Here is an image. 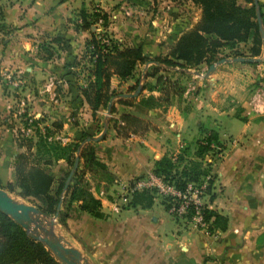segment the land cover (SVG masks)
I'll use <instances>...</instances> for the list:
<instances>
[{"label": "crops", "instance_id": "obj_1", "mask_svg": "<svg viewBox=\"0 0 264 264\" xmlns=\"http://www.w3.org/2000/svg\"><path fill=\"white\" fill-rule=\"evenodd\" d=\"M237 3L249 7L245 0ZM258 3L264 28V0ZM125 6L131 4L126 0H0V68L11 71L22 84L13 90L0 80L3 185L13 182L14 160L25 152L26 140L32 142L31 152L35 153L37 128L26 140L16 135L34 116H41L37 127L43 132H38L43 137L50 134L48 139L59 136L73 143L82 132L91 138L100 135L105 114L99 109L93 115L81 94L91 77L85 46L93 33L106 34L122 46H141L147 56H166L180 35L200 19V9L188 0H145L143 5L133 6L144 12L137 17L139 23L123 16L121 8ZM81 11L107 15V25L103 27L98 22L91 26V31L77 29ZM250 45L248 42L238 48L245 51ZM146 66L149 71L151 64L139 66L138 70L142 73ZM207 70L205 65V73ZM158 73L175 79L195 78L192 70L178 68L160 67ZM135 77L120 81L113 76L111 89L129 93ZM52 79L54 84L49 86ZM199 81L197 87L204 85L200 93L193 95L187 87L183 94L191 102L189 107L177 103L172 93L167 105L141 107L140 98L160 96L154 90H143L136 99H123L135 100L131 105L114 103L115 113L110 117L113 121L109 122L105 137L97 143H87L93 145L111 182L100 175L93 177L87 173L84 177L106 185L101 190L98 185L97 190L89 186L95 198L100 191L107 196L109 186L128 188L136 178L151 173L156 161L178 155L185 148L192 150L193 155L199 140L214 135L216 144L211 145L203 160L214 175V199L207 200L209 210L226 219L225 229L215 226L209 233L185 224L184 230L180 227L169 233H156L157 225L149 229L143 224H130L128 218L111 220L104 208L112 212L115 202L104 198L101 212L105 220L89 219L87 223L95 229L87 239L79 231L75 234L79 243L97 249L87 257L91 264H264V115L247 114L251 93L264 86V60L253 64L229 61ZM153 82L151 77L144 81L150 85ZM122 87L125 89L119 90ZM20 112L22 117L17 116ZM122 115L135 116L147 126L135 130L121 121ZM81 164L79 161L80 167ZM66 167L61 160L49 170L59 177ZM146 222L150 223V218Z\"/></svg>", "mask_w": 264, "mask_h": 264}, {"label": "trees", "instance_id": "obj_2", "mask_svg": "<svg viewBox=\"0 0 264 264\" xmlns=\"http://www.w3.org/2000/svg\"><path fill=\"white\" fill-rule=\"evenodd\" d=\"M131 7L141 6L145 0H126ZM155 3L157 0H149ZM200 9V19L190 30L182 33L166 56H147L139 47L122 46L113 41L106 34H92L85 46V57L91 66L90 79L81 90V94L94 113L106 110L109 101L120 95L121 92L111 89L110 81L116 76L120 81L133 78L139 66L151 64L146 77L155 80L154 85L145 83L143 90L157 91L160 96L140 98L138 104L145 109H153L167 105L168 92L159 87L162 83H168L166 79L157 76L160 67L167 69L178 68L181 70L198 69L201 65L209 66L221 59L232 56L258 58L262 54L263 41L258 31L253 0H245L249 7H243L237 0H188ZM80 23L77 29L91 31V26L98 22L101 26L107 25V15L100 12L88 14L85 11L79 13ZM107 39L109 46H105L102 40ZM250 42V47L239 50L240 44ZM47 51L44 46H41ZM227 53H223V50ZM49 56L52 53H48ZM136 78L134 85L128 92H133L138 85ZM135 100H119V104L131 105ZM162 103V104H161ZM115 113L112 107L111 115ZM121 121L127 126L138 130L147 125L132 115H122ZM113 120L110 119L109 122ZM40 119L34 121L37 127ZM26 127V126H25ZM50 134L44 137L36 131L37 142L34 143L35 153L31 152L33 144L26 140V150L18 154L14 160V180L12 183L2 185L0 189L7 193L18 190V196L25 199L30 205L42 211L46 217H52L60 201L65 181L69 175L67 169L60 171V178L51 173L49 167L63 160L67 167H73L76 154L79 152L81 167L73 175L63 195L58 213V224L67 228V220L87 219L104 221L105 216L101 212V201L96 199L90 191V187L84 180L89 173L93 177L101 176L107 183L111 182L106 167L100 163L95 155L92 144H84L86 133H80L78 141L65 145L48 140ZM216 144L214 135L204 137L197 142L195 151L190 157L187 148L178 155L166 156L154 163L152 173L163 178L169 184L182 189L187 183L198 184L209 177L207 194L209 201L214 199L211 193L214 175L209 164H204L205 155L211 151V145ZM175 157V158H174ZM139 178H136L137 180ZM57 186L54 188V184ZM98 188H96L97 190ZM153 192L143 191L132 195L129 207L136 209H150L154 203ZM165 209L167 207L165 205ZM205 222L208 223L207 231L212 233L215 226L220 230L225 229L226 219L211 211H204ZM0 264H58L52 255L42 244L29 238L26 233L4 214L0 213Z\"/></svg>", "mask_w": 264, "mask_h": 264}, {"label": "rangeland", "instance_id": "obj_3", "mask_svg": "<svg viewBox=\"0 0 264 264\" xmlns=\"http://www.w3.org/2000/svg\"><path fill=\"white\" fill-rule=\"evenodd\" d=\"M134 17L135 18L132 20L134 22L139 23L137 16H134ZM192 71L199 73V75H201V76H195L194 79H191V77H189V76L188 77L179 76L178 79H175L169 74H166L167 76H164V75L161 76V75H159V73L157 74V76H161V77H163V79H166L168 81V83H165V84L162 83V85H159L160 88L165 89V91L168 92V96H167L168 102H169L170 94L172 93V94H174L173 96H176V98L178 99L177 103H180L182 105H186V107H189V104L191 102L187 101V98H184V96H183L186 88L189 87V89H191V94H193V95H196V94L201 92L204 85L201 87H197L196 83L201 82V81H199V78H201V79L204 78L202 75L205 74V65H201L198 69H194ZM1 74L12 75L11 71H7V69L5 70V69L0 68V80H3V77L1 76ZM135 75H136V77L131 82L132 84H130V85H134L136 78L140 79L141 71L137 70ZM13 76L15 79H17L15 74H13L12 77ZM52 81L54 84L53 79H52ZM48 84H50V82H48ZM21 85L22 84L19 85V88L21 87ZM124 89H125V87H122L119 90L123 91ZM174 100H175V98H174ZM22 113L23 112H20V115H17V116L23 115ZM102 113H104L106 115V110H102ZM24 115L26 116L25 113H24ZM21 117H19V118H21ZM23 118H26V117H23ZM21 122L23 123L22 119H21ZM101 129L102 128H100V130ZM194 130L196 133L197 128L195 127ZM195 133H193V135ZM16 135H18L21 139L25 138V136H22V133L20 131L18 133H16ZM192 136H190L191 139L188 138L189 142L192 141ZM26 139L27 138H25V140ZM190 146H192V144H190ZM194 150H195V148H194ZM194 150H193V152H194ZM180 151H182V150H179V152ZM172 154H174V153L172 152ZM189 155L190 156L192 155V150H189ZM79 168L80 167L78 165L77 170ZM66 169H67V171L70 172L72 170V167H66ZM77 170H76V172H77ZM87 177H89V176H87ZM84 180L86 181L88 186H92L94 188H97L96 185H98L100 190H101V188L106 189L105 184L100 185L99 182L97 184H95L96 182L92 181L90 178H89V180H88V178H84ZM56 186H57V184L55 183L54 188ZM107 190H108V195L104 196V198H108V199H111V201H114L115 206H117L118 211H120L119 213H116L114 211L111 212V210L105 206L104 211L107 214V216L110 217L111 220L121 219L124 221L128 218L130 224H133L134 226H136V225L140 226L141 224H143V225H145V228H149V229L152 228L153 226L157 225L158 227L156 228V233L163 232V230H165L166 233H169V232L177 230V228H180V227L182 230H184L183 228L185 226H187V225H185L186 222H184L182 220L177 221L172 215H170L167 212V210L165 209V199L163 197L155 194V193H153L154 198H155L154 203H153L152 207L149 210H147V212L145 213L144 211L137 212L139 209L132 210L129 207V203L132 199L133 194L127 188L119 189V188H113L112 186H109ZM17 193H18V190H15L14 192H11L8 194L19 202L29 204L25 199H22L21 197H19ZM61 197L63 198V196H61ZM143 217H145L146 219L150 218L151 222L147 223L146 219H144ZM85 219L86 218H83L82 220H79V221L78 220L73 221V220L69 219V220H67V228L59 225L58 221L56 220L55 231L57 233H59L60 235H62L72 246L78 248L81 251V253L83 254V256L85 258H87V257H89L91 252H95V251H97V249L96 248L88 249L89 247L82 245L81 243H79L80 239L79 240L77 239L78 237L76 236L77 235L76 231L81 232L80 235H82V237H84L83 239H87L90 236L91 231H93V229H95L92 224H90V226H89V224L87 223L88 221L90 222V220L89 219L85 220ZM155 219H157V222L153 223L152 221ZM176 221L178 223H176ZM90 228H91V230H90ZM86 234L88 235L87 237H86Z\"/></svg>", "mask_w": 264, "mask_h": 264}, {"label": "water", "instance_id": "obj_4", "mask_svg": "<svg viewBox=\"0 0 264 264\" xmlns=\"http://www.w3.org/2000/svg\"><path fill=\"white\" fill-rule=\"evenodd\" d=\"M253 4L255 8V17L258 26V31L263 41L262 56L258 58L238 57L231 59H221L215 64L209 66L206 73L202 75L204 78L209 76L217 66L223 63H227L229 61L253 64L259 63L264 60L263 20L258 0H253ZM146 74L147 66L143 69L140 79L138 81L137 88L133 92L122 93L109 101L108 106L106 108V115L100 135L94 138H87L84 144L91 142L97 143L105 137L108 130V124L110 121L111 111L114 103L123 99H136L143 91V85L146 79ZM193 74L195 76H201L197 72H193ZM78 165L79 152L76 154L72 170L69 172V175L65 181L61 196L64 195L72 176L78 168ZM61 202L62 197H60V201L56 207L55 214L52 217H46L44 213L37 209L35 206L19 202L13 197H11L5 190L0 189V213L4 214L15 224L21 227L29 238L42 244L43 247L52 255V257L58 264H91L89 260L83 256V254L78 248L72 246L62 235L55 231L56 220L60 210Z\"/></svg>", "mask_w": 264, "mask_h": 264}, {"label": "built area", "instance_id": "obj_5", "mask_svg": "<svg viewBox=\"0 0 264 264\" xmlns=\"http://www.w3.org/2000/svg\"><path fill=\"white\" fill-rule=\"evenodd\" d=\"M121 13L127 19H134V16H142L144 12L136 7H122ZM1 33V32H0ZM99 35H102L99 33ZM105 46H109L107 39L102 40ZM3 82L9 84V86L16 90L19 88L20 79H15L10 74H1ZM49 86H53V81H50ZM247 114L252 115H264V86H260L255 89L247 103ZM40 115L34 116L31 120H27V127L21 130L22 136L30 137L35 129L43 130L40 127H36L33 122L40 119ZM49 141L53 140L59 142L62 145L68 144V140L56 136L49 138ZM182 148V146H180ZM175 158V157H174ZM209 177H206L201 183H187L182 189L175 187L173 184H169L164 181L163 178L155 176L152 172L148 173L145 177L133 180L128 186V190L134 194L143 191L153 192L165 199V205L167 212L172 215L177 221L182 220L186 224L190 225L194 229L206 230L208 223L204 219V211L208 208V194L207 186ZM104 192L100 191L96 193V199L102 200L104 198ZM114 212L118 211L117 206H113Z\"/></svg>", "mask_w": 264, "mask_h": 264}]
</instances>
